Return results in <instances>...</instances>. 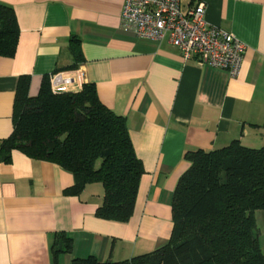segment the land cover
I'll use <instances>...</instances> for the list:
<instances>
[{"label":"crops","instance_id":"obj_1","mask_svg":"<svg viewBox=\"0 0 264 264\" xmlns=\"http://www.w3.org/2000/svg\"><path fill=\"white\" fill-rule=\"evenodd\" d=\"M200 1L207 22L245 46L234 78L185 60L167 40L122 30L123 0H0L14 9L19 27L15 55L0 56V140L13 130L18 78L29 76L35 96L43 76L63 71L61 90L93 83L100 101L125 118L144 168L133 214L117 222L95 215L101 184L68 193L71 172L13 150L9 162L0 161V264L121 261L158 249L172 231V195L190 165L186 150L233 140L264 146V0H181V10ZM255 217L264 251V210ZM63 236L72 249L55 253Z\"/></svg>","mask_w":264,"mask_h":264},{"label":"trees","instance_id":"obj_2","mask_svg":"<svg viewBox=\"0 0 264 264\" xmlns=\"http://www.w3.org/2000/svg\"><path fill=\"white\" fill-rule=\"evenodd\" d=\"M18 38L14 9L0 3V56L13 57ZM72 49L76 54L73 43ZM28 87L29 76H20L13 130L0 140V161L9 162L18 150L56 163L74 177L66 190L71 194L99 183L103 195L95 215L127 222L144 168L125 118L100 101L93 83L77 92L54 93L45 75L35 96ZM184 159L190 165L172 195L173 226L166 244L121 261L88 256L72 264H264L255 217L264 210V146L233 140L221 148L186 150ZM62 243L55 253L71 251V238L63 236Z\"/></svg>","mask_w":264,"mask_h":264},{"label":"built area","instance_id":"obj_3","mask_svg":"<svg viewBox=\"0 0 264 264\" xmlns=\"http://www.w3.org/2000/svg\"><path fill=\"white\" fill-rule=\"evenodd\" d=\"M206 5L200 1L186 12L181 0H123L120 27L138 38L167 40L176 46L185 60L224 69L229 76H237L245 46L231 32L205 19ZM64 72L49 75L54 93L61 90Z\"/></svg>","mask_w":264,"mask_h":264}]
</instances>
